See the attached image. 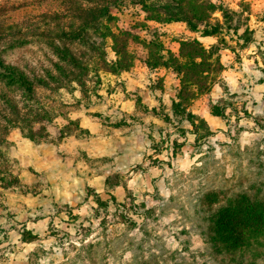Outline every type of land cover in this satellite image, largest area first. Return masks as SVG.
Instances as JSON below:
<instances>
[{
    "label": "rangeland",
    "instance_id": "374dc122",
    "mask_svg": "<svg viewBox=\"0 0 264 264\" xmlns=\"http://www.w3.org/2000/svg\"><path fill=\"white\" fill-rule=\"evenodd\" d=\"M199 1L211 18L194 32L150 19L182 16L177 0H0V264H67L88 242L108 264H221L205 196L264 198V0ZM193 41L221 66L175 108L171 64ZM18 127L39 144L78 141L84 172L65 170L63 149L25 184Z\"/></svg>",
    "mask_w": 264,
    "mask_h": 264
},
{
    "label": "trees",
    "instance_id": "16d2710c",
    "mask_svg": "<svg viewBox=\"0 0 264 264\" xmlns=\"http://www.w3.org/2000/svg\"><path fill=\"white\" fill-rule=\"evenodd\" d=\"M111 1V0H109ZM177 12L182 16H156L151 14L150 19L161 23L185 22L194 31H200L199 27L205 26L211 15L205 13L206 5L199 0H177ZM111 6V5H110ZM110 6H103L101 13L103 17H110ZM167 13H171L166 9ZM215 11L214 8L210 12ZM147 13L150 12L147 10ZM168 15V14H167ZM209 35L208 31L203 32ZM115 43L118 39L112 35ZM117 41H116V40ZM188 50L190 56H185L184 50ZM182 58L185 62L176 59L172 62L171 67L182 76L181 90L179 92V103H174L175 108H181L190 98L193 99L197 93L192 87L201 93L205 88L208 92V81L205 74L215 71L216 66H221L219 60L211 62L206 50L198 41L183 42L181 50ZM122 54L121 51L117 52ZM149 67L165 66V64L148 63ZM210 67V68H209ZM120 70L127 69L125 67ZM11 76H15L11 74ZM7 85L8 82H7ZM30 91V90H28ZM17 118L19 110L14 111ZM213 115L224 117L225 114L213 110ZM194 116L190 115L189 118ZM194 126V124H193ZM207 127V126H206ZM19 128V127H18ZM21 129V128H19ZM23 132L24 130L21 129ZM198 135V133L196 132ZM24 135V132H23ZM212 134H208L211 136ZM32 141L36 142L37 134L26 135ZM252 191L240 192L232 196L220 198L217 192H209L205 196L207 203L206 217L207 226L203 235L206 238V244L209 245L211 254L219 260L221 264H259L264 259V198L258 192ZM115 201V198H113ZM97 202L103 204L100 200ZM24 241L26 239L24 238ZM98 245L88 242L81 246L82 254L75 259L69 260L67 264H108V258H101L97 252ZM162 256L152 255L147 258L135 259L129 264H167ZM197 264H208L197 257ZM200 261V262H199Z\"/></svg>",
    "mask_w": 264,
    "mask_h": 264
},
{
    "label": "crops",
    "instance_id": "0c3cea01",
    "mask_svg": "<svg viewBox=\"0 0 264 264\" xmlns=\"http://www.w3.org/2000/svg\"><path fill=\"white\" fill-rule=\"evenodd\" d=\"M17 129L20 130V134H15V138H9V140L11 139L14 141L10 155L16 161L19 167V172H22L19 173V176L23 182L26 172H44L50 169L53 162V152L59 155L61 152L64 153L63 149H65V153L67 154L65 160L72 161V163L65 161V170L67 172H84V168L80 166L78 159L76 158V154L79 153V149L76 145H71V143H79L78 141L73 140L74 142H72V139H67L65 140V143H59L58 145L48 143L39 144L27 140L23 136L21 129ZM60 162L61 164L64 163L63 158H61ZM80 167H82L83 170L80 169ZM24 183L28 184L27 180Z\"/></svg>",
    "mask_w": 264,
    "mask_h": 264
}]
</instances>
